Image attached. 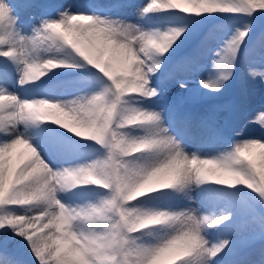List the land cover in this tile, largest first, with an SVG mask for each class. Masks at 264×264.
I'll return each instance as SVG.
<instances>
[{"label":"snow or ice","instance_id":"6c2138e0","mask_svg":"<svg viewBox=\"0 0 264 264\" xmlns=\"http://www.w3.org/2000/svg\"><path fill=\"white\" fill-rule=\"evenodd\" d=\"M221 15L233 27L213 49L200 30ZM258 19L264 0H0V264H264V100L233 113L238 130L202 121L191 152L182 97L158 104L169 82L219 95L242 52L264 85Z\"/></svg>","mask_w":264,"mask_h":264},{"label":"rangeland","instance_id":"374dc122","mask_svg":"<svg viewBox=\"0 0 264 264\" xmlns=\"http://www.w3.org/2000/svg\"><path fill=\"white\" fill-rule=\"evenodd\" d=\"M38 2H41V0H38ZM46 2L63 5L64 7H73L78 4H88L90 2L100 6L106 3V0H46ZM137 2H139V0H137ZM41 12L42 10L39 7H33L31 9L21 10L19 12L21 26L25 34H30V25L33 23L32 18L35 17L38 20L41 16ZM135 13L136 9L132 8L126 10L125 12L119 13V15H126L129 18L135 19ZM232 27V20L228 16L221 15L215 19L205 21L201 26L200 35L210 33L211 37L213 38L212 47L214 49L215 39L230 32ZM262 28H264V22L258 19L253 30V35H257ZM198 38L199 37H197V39ZM195 43L196 40L192 42L190 47L194 46ZM190 47L182 50L177 55H183L190 51ZM252 55H258V53H253ZM173 59H175V57ZM203 62L207 63V60H204ZM246 66L245 56L242 52L240 60L236 65L234 79L227 84V86L219 95L201 94L198 97H190L187 94H178V88L173 86V82H169L166 85V91L163 93L160 101H158V104L162 107L169 98L175 99L178 97V95L182 97L178 100V106L182 113H185L190 117L191 131L195 137L194 140H188L185 142L188 151H196L200 144V138L204 135L202 121L214 116L217 123L228 124L230 127H236L238 130L237 124H229L233 113L238 112L245 103H255L264 100V85L261 84L258 76L249 78L245 70ZM170 67L171 65H169V68ZM252 68L257 73L264 71V66L259 63L253 64ZM182 75L183 74L181 73H177V78H181ZM198 78V76L191 77L189 86L194 87L195 85L191 83V81ZM10 90L18 91V88H10ZM65 99H71V96H67ZM61 119L64 122H68L66 118L61 117ZM258 132L259 130L254 129L251 125L245 129L246 135H258ZM223 150L224 149L219 146H208L204 149V151L209 153L210 156H214ZM255 151L258 152V150ZM179 204L183 207H197L195 198L191 201L187 200L186 198L182 199L179 201ZM243 235H245V233H242V236ZM9 246L10 248L14 247V243L10 244ZM261 246V243L257 241L250 248L244 250L242 253V258H258Z\"/></svg>","mask_w":264,"mask_h":264},{"label":"bare ground","instance_id":"6f19581e","mask_svg":"<svg viewBox=\"0 0 264 264\" xmlns=\"http://www.w3.org/2000/svg\"><path fill=\"white\" fill-rule=\"evenodd\" d=\"M21 148H22V147H19V146H18V149H17V151H20V150H21Z\"/></svg>","mask_w":264,"mask_h":264}]
</instances>
